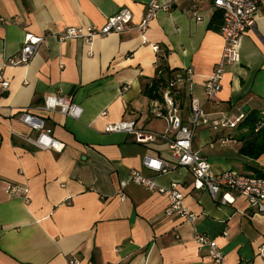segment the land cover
I'll list each match as a JSON object with an SVG mask.
<instances>
[{
  "label": "crops",
  "instance_id": "obj_1",
  "mask_svg": "<svg viewBox=\"0 0 264 264\" xmlns=\"http://www.w3.org/2000/svg\"><path fill=\"white\" fill-rule=\"evenodd\" d=\"M149 2L0 0V264H211L195 232L215 241L225 264H264L259 253L264 216L244 196L233 194L232 203L221 204L223 191L212 199L194 189L184 167L159 174L143 167L147 155L173 163L161 137L138 142L132 133L104 131L107 123L130 119L137 127L162 132L166 122L153 109L168 80L187 76V69L190 80L172 90L183 120L191 97L199 98L210 120H232L251 110L264 117V5L240 39L239 61L226 68L212 100L202 86L220 58L223 40L220 14L212 13L207 1L174 0L144 32L132 28L91 44L56 37L67 26H99L120 8L131 10L134 26ZM27 34L45 39L27 63L9 64ZM2 80L8 82L5 88ZM49 94L71 96L82 108L80 117L40 109ZM24 109L52 128L62 142L60 150L25 141L36 131L20 119ZM245 132L198 123L192 146L214 170L264 172V153L250 158L240 151ZM221 137L236 141L228 146ZM130 169L153 176L160 185L176 183L185 205L197 214L195 222L165 215L167 197L133 182L125 185L126 198L120 200L119 183L128 179ZM8 183L27 188L28 201L20 194L7 195Z\"/></svg>",
  "mask_w": 264,
  "mask_h": 264
},
{
  "label": "built area",
  "instance_id": "obj_2",
  "mask_svg": "<svg viewBox=\"0 0 264 264\" xmlns=\"http://www.w3.org/2000/svg\"><path fill=\"white\" fill-rule=\"evenodd\" d=\"M210 4L212 13L218 12L221 17L219 33L223 40L221 55L214 65L213 71L203 82V95L207 99L217 96L221 80L226 68L240 59L239 42L246 31L254 25L255 16L264 5V0H200ZM174 0H150L149 8L139 23H132V12L128 8H120L117 12L107 16L105 22L99 26H67L63 28L56 37L59 40L78 39L87 44H91L97 37H106L112 33H120L128 29L137 28L144 32L146 26L159 10L168 11ZM197 20L201 16L194 12ZM143 38L145 39L144 35ZM45 36L27 34L23 40L19 51L7 59L9 64L27 63L43 42ZM153 50L158 46L153 45ZM187 76H176L168 80L166 91L163 93L162 100L156 103L153 113L156 117L164 119L165 129L162 132H153L137 127L135 122L130 119L119 120L107 123L104 126L105 132H125L135 135L138 142L153 141L156 137L165 139L168 143L170 157L173 163L169 165L159 157L144 156L141 160L143 167L159 174L165 173L177 167L186 168L193 176V188L205 190L212 199L223 191L221 204L232 203L234 195L244 196L257 214L264 216V177L254 174H245L234 169L214 170L208 159L192 146L194 127L201 123L210 125L213 129L218 126L235 129L238 122L244 118L245 112H240L234 119L210 120L204 111L198 97H191L189 102V115L183 120L178 115L177 102L172 96V90L181 88L185 82L190 80L191 70H186ZM1 81V79H0ZM2 86L8 85L7 81L2 80ZM40 109L45 111L58 110L62 114L79 118L82 108L73 101L71 96L62 94H49L44 100ZM263 117V116H262ZM20 119L29 124L35 131V136H26L25 141L40 149L60 150L62 142L54 138L52 128L38 116L24 109ZM264 126V119L255 123L254 131H259ZM220 142L226 144L230 141L235 142L233 137H221ZM128 182H133L144 187L150 192H158L167 197L168 203L164 209L167 216H176L190 223L195 222L197 214L190 210L184 203V195L174 182L169 185H160L153 176L144 175L139 169H130L128 179L121 180L119 185V199L124 200L123 188ZM4 191L7 195L20 194L24 201H28V189L10 183L6 184ZM195 241L200 247H204L208 253L211 264H225L224 254L219 249L215 241L204 233H196ZM259 253L264 254V249Z\"/></svg>",
  "mask_w": 264,
  "mask_h": 264
},
{
  "label": "trees",
  "instance_id": "obj_3",
  "mask_svg": "<svg viewBox=\"0 0 264 264\" xmlns=\"http://www.w3.org/2000/svg\"><path fill=\"white\" fill-rule=\"evenodd\" d=\"M161 79V77H160ZM155 80L151 84V91L155 90L159 81ZM150 97L157 98L159 95L157 93L152 94L150 92L148 94ZM260 119H264V117L256 114L254 111L245 112V116L238 122L237 127L245 128L246 132L239 138L243 140L240 151L247 155L250 158H258L262 153H264V130L261 128L259 131H254L255 123ZM254 175L264 177V172L255 168Z\"/></svg>",
  "mask_w": 264,
  "mask_h": 264
},
{
  "label": "rangeland",
  "instance_id": "obj_4",
  "mask_svg": "<svg viewBox=\"0 0 264 264\" xmlns=\"http://www.w3.org/2000/svg\"><path fill=\"white\" fill-rule=\"evenodd\" d=\"M186 103V102H185ZM234 119V118H233ZM198 132H199V127L197 126L196 127V129H195V135L197 136V134H198ZM225 145H228V146H230L231 144L229 143H226ZM197 147H198V142H197V145H196ZM202 149V148H201ZM202 151H203V149H202Z\"/></svg>",
  "mask_w": 264,
  "mask_h": 264
},
{
  "label": "water",
  "instance_id": "obj_5",
  "mask_svg": "<svg viewBox=\"0 0 264 264\" xmlns=\"http://www.w3.org/2000/svg\"><path fill=\"white\" fill-rule=\"evenodd\" d=\"M247 109H248L247 106L243 107V111H247Z\"/></svg>",
  "mask_w": 264,
  "mask_h": 264
}]
</instances>
